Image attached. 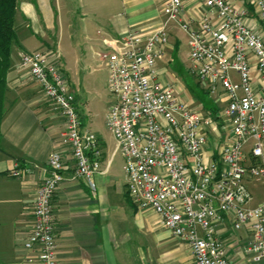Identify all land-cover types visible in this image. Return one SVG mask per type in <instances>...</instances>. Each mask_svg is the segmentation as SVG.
<instances>
[{"label":"built area","instance_id":"1","mask_svg":"<svg viewBox=\"0 0 264 264\" xmlns=\"http://www.w3.org/2000/svg\"><path fill=\"white\" fill-rule=\"evenodd\" d=\"M202 2L206 13L198 28L183 16V0H167L159 29L147 35L129 30L103 54L111 94L105 125L123 157L125 192L133 204L154 211L188 245L193 264H241L230 259L219 228L228 220L233 230H246L244 256L264 258V201L248 207L246 185L248 178L264 180V36L248 24V6ZM250 4L264 27V0ZM171 23L188 36L190 72L211 96L223 89L226 105L213 114L158 79L156 60ZM20 65L62 118L59 136L72 158V179L94 189L93 175L101 172L99 138L81 124L58 55L23 51ZM65 161L60 150L48 156L22 242L24 264H57L52 198L64 181ZM8 174L20 176L21 169L15 165Z\"/></svg>","mask_w":264,"mask_h":264},{"label":"crops","instance_id":"2","mask_svg":"<svg viewBox=\"0 0 264 264\" xmlns=\"http://www.w3.org/2000/svg\"><path fill=\"white\" fill-rule=\"evenodd\" d=\"M226 1L248 6V24L264 36V27L250 0ZM166 2L17 0L13 23L16 37L11 46L5 109L0 122V264H24L22 242L31 230L32 204L39 184L48 174L47 159L53 150L63 152L66 159L62 170L64 181L52 198L57 264H193L188 245L174 238L154 211L140 209L130 200L124 186L123 157L115 147L110 150L99 135L96 134L101 172L93 175L95 188L72 179V158L59 136L62 118L52 109L40 85L29 77L27 68L20 65L23 51H54L75 92L81 124L90 126L83 115L91 103L89 95L97 98L102 87L109 90L103 54L117 46V40L129 30L147 35L159 29ZM205 13L202 0H183V16L192 20V28H198ZM172 24L156 68L160 82L171 85L182 96L186 85L168 71L171 64L180 70L181 40L176 34L172 37L175 27ZM71 28L74 33H69L68 49L62 46L60 38ZM50 37L55 42L50 43ZM185 39L190 61L187 34ZM102 68L105 71L101 70L103 77L99 81L96 71ZM232 76L237 79L233 72ZM202 89L215 103L206 109L211 114L226 105L221 86L214 96ZM218 95L222 96L219 100ZM110 101L111 98L106 103V114ZM214 139L212 135L209 137ZM116 155L120 160L114 165ZM15 165L21 169L20 176L8 174ZM246 185L252 195L248 207L264 201L263 179L248 178ZM219 233L234 262L264 264V258L253 260L244 256L246 230H233L226 220Z\"/></svg>","mask_w":264,"mask_h":264},{"label":"rangeland","instance_id":"3","mask_svg":"<svg viewBox=\"0 0 264 264\" xmlns=\"http://www.w3.org/2000/svg\"><path fill=\"white\" fill-rule=\"evenodd\" d=\"M172 26H175L172 30V37H175V34L177 37L181 40V46L180 50L181 53L178 58V67L180 70L177 69V66L174 64H171L168 66V71L170 74H172L175 78H178L186 85V91L183 92L182 98L185 101H190L193 105H197L199 109H207L211 105L215 104L213 102V99L208 97V94L204 92L202 88H204V85L201 84L198 81V78L192 75L189 72V66L190 61L187 58V44H185V32L180 29L175 24H172ZM69 33L73 34L74 30L71 28L70 30H65L64 35L60 38L62 46H67L70 44L71 40L69 38ZM52 37H50L49 42L53 43L55 40H51ZM56 41L59 39V36L56 35ZM69 49V47L67 46ZM67 50V49H66ZM65 57V55H64ZM67 61V60H66ZM105 71L103 68L96 71L97 78L99 81L100 77H103V71ZM109 90H106L102 87L100 89V95L97 98L93 97V94L89 95V99H91V103L87 110H84V117L86 119V125L87 122L89 123L87 126L89 127L95 134L102 137L103 140H105L107 146L112 150L113 147H115V137L113 134L107 129L105 126V116H106V103L109 102V99L111 98V94ZM80 113H83L82 110H80ZM120 160V157L118 155L115 156L114 159V165L117 163V161ZM259 193L258 191H255V196L257 197ZM264 193V192H263Z\"/></svg>","mask_w":264,"mask_h":264},{"label":"trees","instance_id":"4","mask_svg":"<svg viewBox=\"0 0 264 264\" xmlns=\"http://www.w3.org/2000/svg\"><path fill=\"white\" fill-rule=\"evenodd\" d=\"M16 4L17 0H0V122L5 109L6 74L10 65L11 46L16 37L13 27Z\"/></svg>","mask_w":264,"mask_h":264}]
</instances>
